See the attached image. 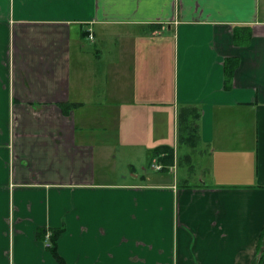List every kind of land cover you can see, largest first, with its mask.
I'll list each match as a JSON object with an SVG mask.
<instances>
[{"label": "crops", "instance_id": "0c3cea01", "mask_svg": "<svg viewBox=\"0 0 264 264\" xmlns=\"http://www.w3.org/2000/svg\"><path fill=\"white\" fill-rule=\"evenodd\" d=\"M181 105L200 177L139 180ZM60 228L67 264H264V0H0V264Z\"/></svg>", "mask_w": 264, "mask_h": 264}, {"label": "trees", "instance_id": "16d2710c", "mask_svg": "<svg viewBox=\"0 0 264 264\" xmlns=\"http://www.w3.org/2000/svg\"><path fill=\"white\" fill-rule=\"evenodd\" d=\"M226 76L230 77L232 71L228 70ZM200 115L201 110L196 105H181L178 110V136H179V145H188L189 147L196 149L200 140ZM174 149L168 146H160L154 149V155H161L164 153L163 157H160V161L164 164H171L174 160ZM188 156V155H187ZM186 156V157H187ZM62 228L60 229H50V230H40L39 235L41 238L46 241V234L50 232L49 240L47 241L48 249L53 254L58 264H67L65 259L60 255L58 251V241L62 233ZM261 242L264 244V233L261 238ZM262 244V245H263ZM262 245L260 248H262ZM260 256L257 257V262H259Z\"/></svg>", "mask_w": 264, "mask_h": 264}, {"label": "rangeland", "instance_id": "374dc122", "mask_svg": "<svg viewBox=\"0 0 264 264\" xmlns=\"http://www.w3.org/2000/svg\"><path fill=\"white\" fill-rule=\"evenodd\" d=\"M86 44L88 46H90V48H95L96 47V43H91V42L88 43V42H86ZM188 154L191 155L193 158L196 157V153L194 152L193 148L189 147L188 145H185L184 150H182L180 152V156H179V159H180V169L179 170H176V173H174V172H171L170 173L168 171V169H166L164 171H159L158 169H156L155 167H153L154 165H151V159L150 158L145 161V158H143V157H141L140 159L135 160L133 162L134 163L133 164L134 166H133V171L132 172L135 173V174H137V175H139V176H141L139 178V180L142 179V175L143 174H147V177H149L150 180L155 181L157 179V177H160V176L162 178H167V179H172V180L175 177H176L175 179H177L179 176H180V178H182V177L185 176V173H188V171H189L188 176L189 175H192V174L193 175L191 177H188V178L193 183V182H196V178L200 177L199 176L200 174H198L199 173V168L198 167H192L191 166L192 164L195 165V161L192 164H189L188 163V161L186 160V157H185ZM118 167H120V169L121 168L122 169L125 168V166L124 167L123 166L122 167L121 166H116V168H118ZM176 167L177 166L174 165L172 167V169H175ZM190 167H192V168H190ZM162 169H165V167L162 168ZM191 169H192V171L195 170V172H190ZM181 184H183V183L181 182Z\"/></svg>", "mask_w": 264, "mask_h": 264}, {"label": "built area", "instance_id": "2783aa9c", "mask_svg": "<svg viewBox=\"0 0 264 264\" xmlns=\"http://www.w3.org/2000/svg\"><path fill=\"white\" fill-rule=\"evenodd\" d=\"M153 165H154L153 167H155L158 170L163 168V166L161 164L154 163ZM49 236H50V232H47V234H46V242L49 240ZM47 245H48V243H47Z\"/></svg>", "mask_w": 264, "mask_h": 264}]
</instances>
